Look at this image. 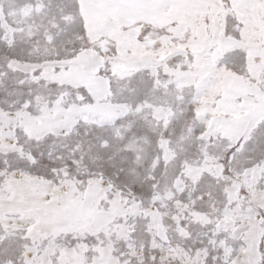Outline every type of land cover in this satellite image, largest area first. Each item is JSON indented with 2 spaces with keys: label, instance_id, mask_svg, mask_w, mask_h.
Listing matches in <instances>:
<instances>
[{
  "label": "snow or ice",
  "instance_id": "snow-or-ice-1",
  "mask_svg": "<svg viewBox=\"0 0 264 264\" xmlns=\"http://www.w3.org/2000/svg\"><path fill=\"white\" fill-rule=\"evenodd\" d=\"M0 264H264V0H0Z\"/></svg>",
  "mask_w": 264,
  "mask_h": 264
}]
</instances>
